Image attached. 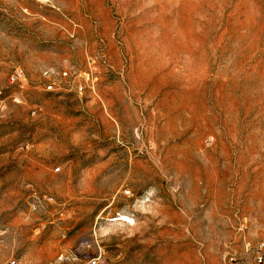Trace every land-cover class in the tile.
Here are the masks:
<instances>
[{"label": "rangeland", "instance_id": "rangeland-1", "mask_svg": "<svg viewBox=\"0 0 264 264\" xmlns=\"http://www.w3.org/2000/svg\"><path fill=\"white\" fill-rule=\"evenodd\" d=\"M94 258L264 264V0H0V264Z\"/></svg>", "mask_w": 264, "mask_h": 264}, {"label": "built area", "instance_id": "built-area-1", "mask_svg": "<svg viewBox=\"0 0 264 264\" xmlns=\"http://www.w3.org/2000/svg\"><path fill=\"white\" fill-rule=\"evenodd\" d=\"M64 75H67V73H65ZM11 80L12 82L16 83V84H22L23 81L25 80V74L22 70H16L12 76H11ZM53 87H54V84L53 83H50L48 86H47V89L48 90H53ZM98 261V258H94L92 260V264H96ZM16 262H13L12 264H15Z\"/></svg>", "mask_w": 264, "mask_h": 264}, {"label": "bare ground", "instance_id": "bare-ground-1", "mask_svg": "<svg viewBox=\"0 0 264 264\" xmlns=\"http://www.w3.org/2000/svg\"><path fill=\"white\" fill-rule=\"evenodd\" d=\"M121 218L124 220V219H126V217L125 216H121Z\"/></svg>", "mask_w": 264, "mask_h": 264}]
</instances>
